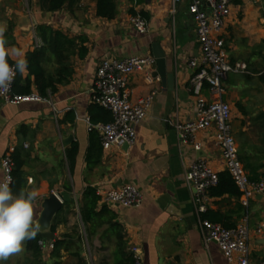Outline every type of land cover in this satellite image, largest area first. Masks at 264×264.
Returning a JSON list of instances; mask_svg holds the SVG:
<instances>
[{
	"label": "crops",
	"instance_id": "0c3cea01",
	"mask_svg": "<svg viewBox=\"0 0 264 264\" xmlns=\"http://www.w3.org/2000/svg\"><path fill=\"white\" fill-rule=\"evenodd\" d=\"M40 1L0 0V23L7 24L9 46L23 49L27 57L41 42L37 28L46 25L71 38L86 39L83 45L88 53L84 57L77 53L72 58L74 75L70 84L59 87L46 101L20 105L0 101V181L2 159L11 149H20L24 153L26 188L40 193L35 202L38 221L50 195L73 197L71 212L59 213L50 232L55 240L74 232L82 234L83 256L88 264H110L116 237L106 225L90 241L87 239L80 216L83 194L88 188H95L101 196L126 185L142 191L140 207L125 208L104 201L101 206L116 214L115 223L125 233L127 252L138 248L141 264H239L228 261L216 243H205L200 221L207 212L222 215L237 226L247 219L250 264H264V195L251 200L248 208L241 200L228 196L210 198L207 211L199 215L195 191L186 181L187 170L199 159L218 174L227 171L215 142L214 128L196 134L195 142L200 143L201 151H195L192 145L181 142L174 126L197 118V99L189 90L195 74L190 63L200 60L202 51L189 13L192 0L178 4L174 0H147L141 6L118 0L119 15L113 20L97 16L95 0H81L72 10L56 13L42 11ZM132 8L148 16L146 34L139 33L132 24ZM231 8L223 35L226 50L231 63H244L247 71L227 76L222 100L231 107L232 132L247 173L253 175L251 169L256 170L263 179L264 0H233ZM26 18L34 20L36 27L27 30ZM155 43L166 53L167 73L176 76L173 89L163 82L162 76L154 75L159 70L152 48ZM132 57L155 60L144 72L129 77L132 102L153 97L152 106L137 127L134 145L129 149L104 150L99 131L89 130L93 124L92 90L97 71L105 59ZM147 74L153 77V84L147 82ZM203 95L214 100L207 88ZM73 148L76 154L71 168L68 152ZM25 243L21 252L24 257ZM42 250L44 263L54 264L51 243L45 239ZM68 258L69 254L63 252V261ZM11 261L12 257L1 264Z\"/></svg>",
	"mask_w": 264,
	"mask_h": 264
},
{
	"label": "built area",
	"instance_id": "2783aa9c",
	"mask_svg": "<svg viewBox=\"0 0 264 264\" xmlns=\"http://www.w3.org/2000/svg\"><path fill=\"white\" fill-rule=\"evenodd\" d=\"M181 1L174 0V3L178 4ZM232 3L233 0H192L189 13L195 21L202 51V58L190 63L195 74L190 81L189 90L197 99V118L193 122L177 123L174 126L181 142L192 145L195 151H201L200 143L195 142L196 134L215 129V142L221 151L226 170L232 175L242 193V205L248 208L251 200L264 195V181L253 182L249 179L233 136L231 107L222 100L225 93L223 81L227 76L247 71L246 64L231 63L223 37L227 21L231 16ZM131 22L139 33L148 32V23L139 13L131 16ZM41 46L42 42L38 47ZM154 63L155 60L150 57H132L125 60L105 59L100 65L92 90L93 102L110 112L113 121L107 124H91L89 130L99 131L104 150L121 148L125 144L131 147L135 144L137 127L147 118L153 97L133 103L129 90V77L136 72H144ZM15 80L11 90L6 95H0V101L10 105L46 101L36 93L26 96L15 94L13 92ZM146 80L150 84L154 83L151 74H147ZM205 88L211 92L214 100L210 101L204 97ZM13 153L14 149H11L1 161L3 179L11 177V187L14 171ZM186 181L195 191L197 212L199 215L205 213L206 204L210 200L208 192L218 185L219 174L206 161L199 159L187 170ZM101 197L106 203L125 208H138L143 204L142 191L133 185L110 189L102 193ZM200 228L205 243H216L228 261L250 264V229L247 219L234 229H226L201 219ZM53 247L51 243V249ZM130 251L135 264H141L142 256L139 249L132 248Z\"/></svg>",
	"mask_w": 264,
	"mask_h": 264
},
{
	"label": "trees",
	"instance_id": "16d2710c",
	"mask_svg": "<svg viewBox=\"0 0 264 264\" xmlns=\"http://www.w3.org/2000/svg\"><path fill=\"white\" fill-rule=\"evenodd\" d=\"M80 1L41 0L39 6L44 12L56 13L66 9L72 10ZM95 1L97 4V16L99 18L113 20L119 15L118 0ZM129 1L133 6H141L147 2V0ZM130 14L135 16L137 12L132 8ZM139 14L145 20H148V16L145 13ZM37 35L42 42V46L28 53L26 57L28 60V71L24 75L17 74L13 92L21 96L36 93L43 99H49L57 93L59 87L70 84L74 75L72 58L77 53L80 57H84L88 53L87 48L83 45L86 39L71 38L64 32L46 25L37 28ZM91 115L93 124H107L113 121L112 114L96 104L91 110ZM75 154L76 148L68 152L71 168L74 164ZM12 159L14 163L12 190L14 194H18L21 188L27 189L23 151L17 149L12 154ZM251 172L254 173L253 175L252 173L249 174L251 181H264V175L262 179L259 175H256V170L251 169ZM208 196L210 198H224L228 196L241 200L242 193L235 184L232 175L228 171H225L219 174V183L216 187L209 190ZM101 203L102 198L95 188H88L80 201V216L87 239L90 241L97 234L98 230L108 225L116 237V245L110 264H135L133 255L127 252L128 245L125 233L122 227L115 223L116 214L109 210L108 207H102ZM72 204L68 202L60 213L71 212ZM202 219L221 225L226 229L237 227L236 224L225 221L224 216L212 212L205 213ZM55 228H52L53 232H55ZM43 240V236L39 232L34 239L26 241L24 264H46L43 261ZM83 243V235L79 232H74L63 239L54 240V247L51 253V259L54 264H88L83 256ZM63 252L69 254V258L65 262L63 261Z\"/></svg>",
	"mask_w": 264,
	"mask_h": 264
},
{
	"label": "clouds",
	"instance_id": "9594fccd",
	"mask_svg": "<svg viewBox=\"0 0 264 264\" xmlns=\"http://www.w3.org/2000/svg\"><path fill=\"white\" fill-rule=\"evenodd\" d=\"M7 24L0 23V95H6L17 74L28 71V60L23 49L9 46L5 33ZM27 147V144H25ZM11 177L0 181V260H8L23 251L24 243L41 231L35 216L37 189L21 188L14 194Z\"/></svg>",
	"mask_w": 264,
	"mask_h": 264
},
{
	"label": "water",
	"instance_id": "95a60500",
	"mask_svg": "<svg viewBox=\"0 0 264 264\" xmlns=\"http://www.w3.org/2000/svg\"><path fill=\"white\" fill-rule=\"evenodd\" d=\"M24 23L26 24L25 28L27 30H31L32 28L36 27V22L33 20L32 22L29 18L24 19ZM154 57L156 59L158 65V72L155 73V76H162L163 82L168 83L170 89H173L175 86V74L174 73H167V57L166 53L162 50L161 45L159 43H155L152 45ZM261 117H264L262 115ZM124 149H129V145L125 144L123 146ZM73 197L69 195H57L52 194L48 199H46L43 203V211L40 216L39 223L41 225V233L43 238L53 243L55 240V235L50 232V229L53 225V222L57 215L62 211L64 204L71 202Z\"/></svg>",
	"mask_w": 264,
	"mask_h": 264
},
{
	"label": "rangeland",
	"instance_id": "374dc122",
	"mask_svg": "<svg viewBox=\"0 0 264 264\" xmlns=\"http://www.w3.org/2000/svg\"><path fill=\"white\" fill-rule=\"evenodd\" d=\"M24 249V246H23ZM13 261L11 262H4L3 264H24L25 257L22 255V253H19L18 255L12 256ZM3 262V260H0V264Z\"/></svg>",
	"mask_w": 264,
	"mask_h": 264
}]
</instances>
